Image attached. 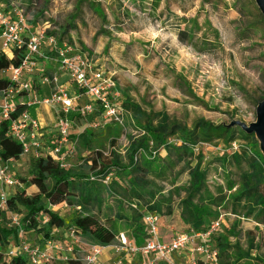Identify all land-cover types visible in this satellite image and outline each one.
<instances>
[{"label": "trees", "instance_id": "obj_1", "mask_svg": "<svg viewBox=\"0 0 264 264\" xmlns=\"http://www.w3.org/2000/svg\"><path fill=\"white\" fill-rule=\"evenodd\" d=\"M28 1L33 8L34 1ZM196 1L114 0L120 6V11L114 16V22H111L102 10L103 2L106 1L80 0L77 14H90L99 22L101 19L102 22L96 27V35L109 37L115 29L113 27L117 28L116 23H124L120 15L134 23L137 17L130 18L129 14L132 7L141 12L145 20H160L162 27L173 33L181 43L193 45L198 36H204L200 12L189 16L196 7ZM46 2L44 10H33L35 18L47 12L49 1ZM173 3L178 4L180 14L172 9ZM208 3L213 6L215 4L213 0L202 1L203 6ZM6 5L14 6L15 13L23 10L27 16L23 7L15 5V2L9 0ZM6 10L0 6V11L13 18ZM85 16L82 17L84 23ZM52 23L54 29L48 30V33L55 35L59 42L66 41L72 45L74 41L70 32L77 25L71 21L65 24L63 21ZM72 46L77 51L86 52ZM26 54V49H15L12 57L1 53L0 71L19 66ZM177 80L181 78L177 76ZM10 84L11 81L1 78L0 91ZM123 97L121 105L125 112V126L128 128L127 135L131 137L127 150L120 151L116 146L117 139L113 138L110 140L109 153L96 149L94 155L84 157L82 164H69L67 168H62L50 152L38 158L32 154L35 157L32 173L22 180L28 187L34 186L37 190L11 195L8 210L21 213L23 208L26 214L25 229L37 235L59 236L53 233L62 229V238L65 237L63 230L72 228L86 242L102 246L116 242L119 232L117 224L121 220H130L136 227L131 235L137 244L145 243L147 230L143 216L147 212L159 214L160 227L175 221L171 226L179 225L178 233L204 230L220 215H231L235 217L234 221L228 226L222 223L219 228H224L225 234H219L218 229L209 241L219 250L220 264H253L250 261L253 258L251 254L256 248L262 247L264 240V157L255 134H247L239 126L215 124L205 119L196 121L189 128L166 111L144 108L145 103L135 101L126 90ZM15 106L12 119L33 108L23 102H17ZM9 125V120L2 121L0 125V152L6 160L20 159L23 145L9 134ZM83 137L91 140L87 131ZM234 142L239 145L235 151L231 149ZM205 145L214 149L221 146L222 150L207 159L203 151ZM91 173L97 176L96 180H90ZM185 174L188 175V183L179 185V180ZM108 176L110 179L106 184L104 179ZM167 186L170 188L165 193ZM61 203L73 208L79 207L76 216L69 222L54 210L48 209V205ZM126 209L131 219L126 215ZM41 212L49 215L46 227L40 226L38 215ZM3 216H6L5 212L0 211V218ZM245 220L258 224L254 229H246L241 225ZM260 226L263 228L260 229ZM15 231L0 223V237L3 241L15 234ZM257 235L260 244L253 242V237ZM230 237H234L235 242H230ZM243 239L247 241V248L242 246ZM26 262L27 259L21 257L3 264ZM198 263L206 264L201 258H198ZM67 264L84 263L78 258H71Z\"/></svg>", "mask_w": 264, "mask_h": 264}, {"label": "rangeland", "instance_id": "obj_2", "mask_svg": "<svg viewBox=\"0 0 264 264\" xmlns=\"http://www.w3.org/2000/svg\"><path fill=\"white\" fill-rule=\"evenodd\" d=\"M7 1L9 0H3L0 6L2 9L6 8V11H12L14 6L6 5ZM11 1L26 11L28 28L41 29L45 26L47 30H52L54 29L53 21H63L64 24L72 21L76 25L79 23L83 31L82 35L88 41V46L96 47L98 50L100 44H97V39L95 43L93 32L102 20L96 21L90 14L88 16L83 13L77 14L80 0H48L47 12L44 16L36 15L35 20H32L33 10H44L47 0H32L35 3L33 8L28 0ZM104 1L106 2H103L102 10L108 15L109 21L114 22V16L118 15L120 6L118 7L114 0ZM202 1L197 0L196 7L189 14L193 16L199 11L200 23L203 24L204 36H198L193 45L181 43L174 34L161 27L160 20L155 21L151 18L145 20L142 18L145 16L132 7H130L129 14L130 18L137 17L134 23L129 18L119 16L124 23H116L117 28L113 27L115 29L111 31H115V39L121 41H117L118 44L122 45V43L131 41L134 45L133 53H140L143 49L148 57L145 59L141 56L140 60L143 63L149 60L145 64V69L139 72L127 66L118 80L119 89L123 92L126 90L135 101L145 103L144 108L166 111L189 128L200 119L215 124L230 123L234 119L251 123L256 120L258 103L264 99V17L255 0H213L214 6L209 3L203 6ZM171 7L174 11L181 13L178 4L173 3ZM83 16L86 19L85 23ZM48 19H53V21L48 22ZM208 22L210 24H205ZM116 51L117 57L129 64L128 60L120 57L121 51ZM177 76L181 80H177ZM75 118L76 115H70L72 121ZM93 119L95 118H85L86 122ZM77 123L81 124L79 120ZM48 127L51 128L52 124ZM86 131L91 136V140L84 138L82 133L71 135L69 145L63 147L62 151L68 153L71 166L82 164L84 157L94 155L96 149L109 153L110 140L113 138L117 139L116 146L123 152L128 149L131 140V137L125 134L124 129L113 122L96 131ZM53 135L54 133L49 136L51 137L49 142L44 140L46 145H54L52 141H55L57 137ZM250 142L256 147L255 143ZM203 151L207 159L219 153V150L208 145L203 146ZM34 159V156L26 155L13 161L17 176L23 183V186L14 188L15 191L32 193L37 190L34 186L28 187L22 180L32 173ZM188 179L185 174L178 184L186 185ZM169 188L167 186L165 193ZM48 209L57 212L66 222L75 217L78 211L64 203L56 206L48 205ZM125 213L131 219L128 209ZM21 214L26 215L23 208ZM2 218V224L8 229L7 226L11 221L9 214ZM48 219L49 215L46 212L38 215L41 227L47 226ZM234 219V216L224 215L222 222L228 226ZM173 222L172 224L165 223V228L170 229ZM117 225L118 235L120 232L132 234L136 230L130 220L118 221ZM241 225L246 229L256 227L254 223L246 220L242 221ZM173 230L178 232L179 225ZM217 232L225 234L226 231L221 228ZM28 236L36 237L37 234L29 231ZM58 238L62 239L60 234ZM80 239L85 247L90 244L83 237ZM235 240L234 237L229 238L230 242H235ZM253 241L260 243L259 236L253 237ZM242 246L247 248L246 239L242 240ZM260 252L264 257V247L260 249ZM189 253L190 251L185 249L175 255L182 259L187 258ZM188 259L182 261L181 264L188 262L190 260ZM260 262L263 263V261ZM56 264H63V262L58 261Z\"/></svg>", "mask_w": 264, "mask_h": 264}, {"label": "built area", "instance_id": "obj_3", "mask_svg": "<svg viewBox=\"0 0 264 264\" xmlns=\"http://www.w3.org/2000/svg\"><path fill=\"white\" fill-rule=\"evenodd\" d=\"M26 16L23 10H17L14 18L8 17L0 11V54L13 53L15 49H26L27 54L19 66H11L2 72L8 73L10 84L0 91V125L2 121H10L9 134L23 145V155H34L36 158L50 152L62 168L69 167L68 153L63 152V147L69 145L73 121L72 113H77L82 118L96 117V120L88 122L86 129L96 131L98 128L111 122L120 125L125 134L128 128L125 126V112L121 105L123 95L119 89L118 81L114 73H109L100 68L88 53L77 51L70 44H61L55 35H50L47 28H42L38 33L27 34ZM47 44L51 54H45L43 48ZM56 58L61 68L69 75L75 89L60 83L59 75H43V82L55 85V89L48 97L40 96L35 89L34 75L43 59ZM89 97L90 101L80 104L82 96ZM28 107L38 105L56 106L58 117L55 122L58 130L57 140L53 146L45 143L42 125L29 111L24 112L18 118L12 119V113L16 109L17 99ZM20 102V101H19ZM151 147L153 142H150ZM239 147L237 142L232 144V150ZM216 149L222 150L221 146ZM2 157L0 152V211L10 216L8 228H14L15 234L3 241L0 237V264L13 261L21 257L27 259L26 264H56L62 261L67 264L71 258H78L84 264H106L101 256L103 252L111 248L116 258L110 264H124L122 253L129 255H143L148 257L154 254L153 259L144 260L141 264H156L161 261L167 264H181L171 256L191 247L197 257L191 258L183 264H199L201 258L206 264H220L219 250L210 243V238L223 223L224 214L213 221L206 229L189 232H179L171 241H162L160 233V216L156 213H144L143 219L147 230V240L138 245L133 242L126 233H120L116 242L108 245L90 244L83 245L80 236L75 229H64V236L37 235L29 237V231L25 229L24 215L8 210L10 193L8 189L23 186L17 173L12 168V161ZM90 180H96L97 176L91 173ZM110 177L104 179L107 184ZM17 191L14 193L16 194ZM13 195V194H12ZM56 206V205H54ZM79 210V207L75 208ZM3 218H0V223ZM5 226V225H3ZM62 235V229H57L53 235ZM198 239V240H197ZM85 253V254H83Z\"/></svg>", "mask_w": 264, "mask_h": 264}, {"label": "crops", "instance_id": "obj_4", "mask_svg": "<svg viewBox=\"0 0 264 264\" xmlns=\"http://www.w3.org/2000/svg\"><path fill=\"white\" fill-rule=\"evenodd\" d=\"M7 14L9 16H12L13 18L16 15L14 10L7 11ZM32 18H33L32 20H35V17L33 15H32ZM48 22H45V24H48ZM44 27L45 26H43V28ZM162 28L165 29L166 31H169L164 27H162ZM41 29L38 27H36V28L29 27L27 34L30 35L31 33H38L41 31ZM79 31L81 33V37L79 36L80 38L78 37ZM96 31H97V28L93 32V38L95 40V43H96V39H97V41H98L97 44H100L98 47V50H96V47L91 48L88 46V41L83 37V35H82L83 31H82L81 25H79V23H77V28L71 30V32H70V34L72 35L73 41H74V43L72 45L80 47L84 51L88 52L90 57L95 61V63L97 65L100 66V68H102L106 72L114 73L117 81L120 80L122 72L125 71V68H127V66L132 67L133 69H137L138 72L145 69V66H146L145 64H147L149 60L145 61V63H143L140 60L141 56H143L145 59L148 57L147 55H145L146 54L145 50L143 51V49H142V52H140V53L139 52L133 53V46H134V45H132L133 43H131V41L130 42L128 41L126 43H122V45H121V43L118 44L117 41H119V40L115 39V34H116L115 31L112 32L109 37H106L105 35H98L97 36ZM133 32L136 33V31H134V30H133ZM133 32H131V33H133ZM119 42H121V41H119ZM60 43L61 44H65V43L70 44L69 42H66V41H60ZM116 50L121 51L120 57L125 58V60H128L129 64H126L119 57H117L118 53H116L117 52ZM43 51L45 54H51L54 56V54H52L50 52L49 46L47 44H45ZM7 55L9 57H12L13 53L9 52ZM54 57H52L51 59L41 58L39 61L38 69L36 70L37 73L34 75L35 89L39 93V95L43 96V97L50 96L55 89V85H50L48 83L43 82V78H42L43 75L53 76V75L57 74L60 77V83L61 84H64L66 86H69L72 89H75V86H74L73 82L71 81L69 75L61 68L60 63ZM1 78L9 80L8 73L0 71V79ZM22 99H23L22 97L18 98L17 102H19V101L21 102ZM88 101H90L89 97L84 95L80 98L79 103L84 104ZM59 108H60V105H56V106L55 105L54 106L38 105V106H33V108L29 111L33 117L37 118L40 121V123L42 125V132L44 134V140H46V142H49V140L51 139V137H49V136H51L52 133H54V135H53L54 137H58V130L56 128L55 122H56L57 117H58V109ZM72 114L76 115V118L73 121V126L71 129V135H80L81 133L84 134L87 130L86 127L88 125L87 124L88 122H86L85 118H82L77 113H72ZM94 118L95 119H93V120H96V117H94ZM78 120L81 122V124L77 123ZM50 124H52L51 128L48 127ZM53 142L54 141H52V143ZM212 157L213 156H211V158ZM13 161L11 163L12 168L16 172L15 166L13 165ZM8 190H9L10 195H12L16 192L14 190V188H11ZM252 223H254L256 226L258 224L255 222H252ZM223 224H225V223H223ZM173 228H174V226H170V229L167 230V228H165L164 225H162L160 227V233H161L160 236H161L162 241H167V242L171 241L173 239V237H175V235L178 234V232L176 230H173ZM262 228L263 227L260 226V229H262ZM120 233H122V232H120ZM123 233H125V232H123ZM126 234L129 236V238L133 242H135L131 234H128V233H126ZM257 240H258V238H257ZM253 242L255 243V241H253ZM262 242H263L262 247L256 248L251 254L253 256V258L250 261L253 264L256 261H257V264H264V257L261 254L262 252H260V249H262L264 247V240ZM255 244H258V243H255ZM138 245H140V244H138ZM187 249L190 251V253L188 255L189 259L198 256L197 254L193 253L191 247H188ZM121 257L123 258L124 264H141L144 260L153 259L154 254H151L148 257H146L143 255L132 256V255H129L127 253H122ZM171 257L180 263L182 261H187V259H188V257L181 259V257H177L175 254L172 255ZM115 258H116V255L111 248L106 249L101 256V259L106 264H110ZM260 261H263V263H261ZM156 264H167V262L161 261V262L156 263Z\"/></svg>", "mask_w": 264, "mask_h": 264}, {"label": "water", "instance_id": "obj_5", "mask_svg": "<svg viewBox=\"0 0 264 264\" xmlns=\"http://www.w3.org/2000/svg\"><path fill=\"white\" fill-rule=\"evenodd\" d=\"M258 8L264 17V0H255ZM227 126H239L248 134H255L259 142V148L264 156V99L260 101L256 108V120L247 123L242 120L234 119L230 123H224Z\"/></svg>", "mask_w": 264, "mask_h": 264}]
</instances>
